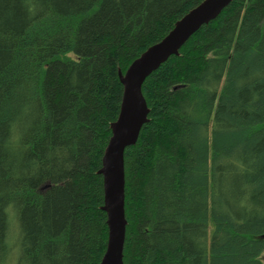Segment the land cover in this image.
<instances>
[{"label":"trees","instance_id":"obj_1","mask_svg":"<svg viewBox=\"0 0 264 264\" xmlns=\"http://www.w3.org/2000/svg\"><path fill=\"white\" fill-rule=\"evenodd\" d=\"M202 0H0V264H99L123 73ZM124 264H264V0L144 82Z\"/></svg>","mask_w":264,"mask_h":264},{"label":"water","instance_id":"obj_2","mask_svg":"<svg viewBox=\"0 0 264 264\" xmlns=\"http://www.w3.org/2000/svg\"><path fill=\"white\" fill-rule=\"evenodd\" d=\"M234 0H202L183 15L158 42L149 46L123 73L119 70L123 93L118 117L110 125L111 136L98 173L103 176L104 205L108 241L99 264H124L128 220L125 212V151L135 145L149 107L143 94L145 80L180 49L204 25L215 20Z\"/></svg>","mask_w":264,"mask_h":264}]
</instances>
